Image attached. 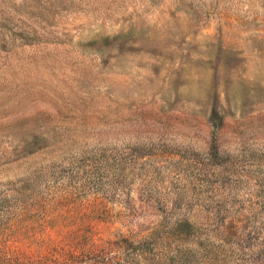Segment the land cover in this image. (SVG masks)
<instances>
[{
    "label": "rangeland",
    "instance_id": "obj_1",
    "mask_svg": "<svg viewBox=\"0 0 264 264\" xmlns=\"http://www.w3.org/2000/svg\"><path fill=\"white\" fill-rule=\"evenodd\" d=\"M0 264H264V0H0Z\"/></svg>",
    "mask_w": 264,
    "mask_h": 264
}]
</instances>
